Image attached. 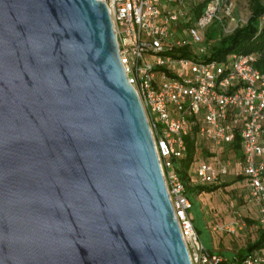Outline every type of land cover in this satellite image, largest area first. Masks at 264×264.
I'll use <instances>...</instances> for the list:
<instances>
[{"label": "water", "instance_id": "95a60500", "mask_svg": "<svg viewBox=\"0 0 264 264\" xmlns=\"http://www.w3.org/2000/svg\"><path fill=\"white\" fill-rule=\"evenodd\" d=\"M0 264H191L102 0H0Z\"/></svg>", "mask_w": 264, "mask_h": 264}, {"label": "built area", "instance_id": "2783aa9c", "mask_svg": "<svg viewBox=\"0 0 264 264\" xmlns=\"http://www.w3.org/2000/svg\"><path fill=\"white\" fill-rule=\"evenodd\" d=\"M102 1L127 81L144 110L190 262L226 264L199 239L189 215L186 184L174 160L186 156V138L193 137L189 184L212 185L228 174L232 163L217 155L211 160L197 155L204 145L232 151L237 144L241 158L236 163L246 179L248 200L256 205L258 223L264 226V50L231 53L222 68L204 59L207 29L218 24L222 35L229 33V26L237 22L236 0ZM257 28L264 29V15L258 17ZM241 226L216 225L212 230L232 233ZM230 264H264V246L243 258L234 257Z\"/></svg>", "mask_w": 264, "mask_h": 264}, {"label": "rangeland", "instance_id": "374dc122", "mask_svg": "<svg viewBox=\"0 0 264 264\" xmlns=\"http://www.w3.org/2000/svg\"><path fill=\"white\" fill-rule=\"evenodd\" d=\"M250 15V8H249V2L248 0H236L235 2V10L233 13L234 18L236 19L237 22H241V21H245L247 20V18ZM236 23H233L232 25L229 26V28L227 29L229 33H231L236 26ZM213 31V34L215 36H219L222 34V27L218 24H213V27L211 28ZM229 33H227L226 35H228ZM225 35V34H224ZM208 44L206 42H204V46H207ZM208 53V52H207ZM230 60V54H227L222 60L220 61H216V64L219 68H222L224 66V64H226L228 61ZM214 151V149H213ZM220 153L219 156L221 157V159L223 158L224 160L230 161L231 163L236 161L234 159L233 154H226L224 155L223 152H221V150H219ZM202 157V155H201ZM236 167L240 169V167L237 165V163L235 162ZM233 167V166H232ZM230 169L229 168V172L228 174H230ZM241 171V169H240ZM242 173V172H241ZM240 181H238L235 185L237 187L240 186ZM232 185V184H231ZM230 185V186H231ZM231 188V187H230ZM229 187H226V189L223 190H219L216 191L212 194H205L204 198L207 199V204H208V208H219V210L221 211V213H224L225 216H229L230 213L233 212V208H228L227 202L229 200H232L234 202V205H236L237 210L242 213L244 216H246L248 214V212L250 211V216L253 218V223L249 224L246 223V226H244L243 229L241 230H237L236 234L232 237L234 240L233 242L230 243V245H232V248H237L238 246V250L240 251V253H245V249L242 248L243 245H247L249 243H253L255 239H257V235H258V223H257V219H258V211L257 208L254 206L253 203H248L247 206H245L244 202H237L236 199L233 196V193L231 192ZM188 199L191 202V208L189 209V215L191 217V219L193 220L192 223L198 233L199 239L201 240V242L204 244L205 248L210 250L212 249V242H211V236L213 237V242L215 244V246H217V241H218V237L222 234L223 231L219 230V231H215L212 232L211 227L212 226H222V222L221 220H214L208 213V211H205L206 213V219L203 216L202 212H200L199 210V206H200V199L198 200L196 199L195 195H193L192 193H187ZM247 208L249 210H247ZM241 221H245V219L242 217ZM250 228H252V231L250 230ZM254 238V240H253ZM253 240V241H252ZM252 241V242H251ZM224 243L226 241H223ZM246 247V246H245ZM219 254L222 255H230L227 251L222 250L219 248V251H217ZM234 253V252H232Z\"/></svg>", "mask_w": 264, "mask_h": 264}, {"label": "trees", "instance_id": "16d2710c", "mask_svg": "<svg viewBox=\"0 0 264 264\" xmlns=\"http://www.w3.org/2000/svg\"><path fill=\"white\" fill-rule=\"evenodd\" d=\"M250 15L247 18L245 25H238L228 35L215 36L212 31L213 25H211L205 33V42L208 44L207 55L205 60L220 61L227 54L231 53H254L264 50V29L259 32L257 28V19L261 15H264V0H248ZM201 9L196 10V16L199 15ZM184 56H188L187 51H182ZM187 153L186 156L179 160H174L176 171L180 175L181 179L186 184V192L195 195L202 191H212L216 187H210L207 185L198 184L191 188L189 184L188 172L190 166L194 160L195 148L193 137L186 138ZM238 145H234V149H237ZM259 225V224H258ZM258 236L253 243H249L245 247V253H239L238 258H243L245 255L253 250L262 248L264 246V226L259 225Z\"/></svg>", "mask_w": 264, "mask_h": 264}, {"label": "crops", "instance_id": "0c3cea01", "mask_svg": "<svg viewBox=\"0 0 264 264\" xmlns=\"http://www.w3.org/2000/svg\"><path fill=\"white\" fill-rule=\"evenodd\" d=\"M213 149H214V151H213ZM220 150H221V152H223L224 155L233 154L234 159L237 157V154H240V155H238V157L235 159L236 161H233L234 165H233V163L231 164L230 174L225 175L215 184L207 185L210 187H216V189H214L212 191L198 192L195 194V197L197 200L199 198H202V199H200L199 210H200V212H202L205 219H206L205 211H208L209 212L208 214L210 216L212 215L211 217L214 220H218V221L221 220L223 227L230 226L234 223H239V224H242V226L239 229V230H241L244 228V226H246V223L252 224L254 222L253 218L250 216V211L248 212V214L246 216H244L242 213H240L237 210L236 205H234V202L232 200H229L227 202L226 206L228 208H233V212L230 213L229 216H225L224 213H221L219 208H212V209L208 208L207 199L204 198L205 194H207V193L212 194V193L219 191V190L224 191L226 189V187H229V188L231 187L230 190L233 193V196L237 202H239V203L244 202L245 206H247L248 203H253V202H250L248 200V190H247V185H246V179H245L244 175L241 173L240 169L237 168L236 164H235V162H237L241 158V153H240L239 148L233 149L232 151H228L227 149H224V148H221ZM218 153H220V152L218 150H216L215 148L211 147L210 145H204L202 147L201 153L198 154L197 156L201 159H204V160H211L215 155H217L221 159V157L219 156ZM201 155H202V157H201ZM190 173H191V171H190ZM238 181L241 182L239 187L236 186L237 185L236 183ZM190 186H191V188H193L197 185L190 183ZM254 206L256 207L255 204H254ZM247 210H249V209L247 208ZM242 217L245 219V221H241ZM257 223H258V219H257ZM213 227L214 226L211 227L210 231L215 232L214 230H212ZM237 230L238 229L234 230V232H232V233L227 232V231H223L222 234L218 237L217 246H215V244L213 242V237L211 236V242H212L211 251L218 253L217 251H219V248H220L222 250L227 251L230 254L228 256V255H222V254L218 253L219 255H221L225 259L226 264H230V262H233V258L234 257L238 258V255L240 253V251L238 250V247H240V246H238L237 248H232L233 246L230 245V243L233 242V240H234L232 237L236 234ZM250 230L252 231V228H250ZM253 240H254V238H253ZM223 241H226V242L224 243ZM245 246L246 245H243L242 248L245 249ZM259 249H261V248H259ZM259 249H256V250H259ZM232 252H234V253H232Z\"/></svg>", "mask_w": 264, "mask_h": 264}]
</instances>
